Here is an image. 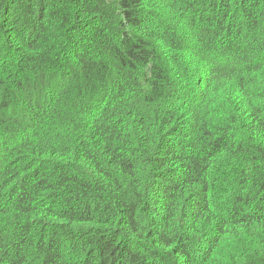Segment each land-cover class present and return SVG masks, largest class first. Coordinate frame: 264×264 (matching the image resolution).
<instances>
[{"label": "trees", "instance_id": "trees-1", "mask_svg": "<svg viewBox=\"0 0 264 264\" xmlns=\"http://www.w3.org/2000/svg\"><path fill=\"white\" fill-rule=\"evenodd\" d=\"M0 264H264V0H0Z\"/></svg>", "mask_w": 264, "mask_h": 264}]
</instances>
